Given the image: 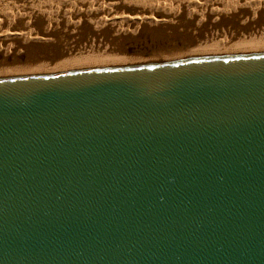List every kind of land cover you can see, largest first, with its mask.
Returning a JSON list of instances; mask_svg holds the SVG:
<instances>
[{
    "label": "water",
    "instance_id": "95a60500",
    "mask_svg": "<svg viewBox=\"0 0 264 264\" xmlns=\"http://www.w3.org/2000/svg\"><path fill=\"white\" fill-rule=\"evenodd\" d=\"M0 264H264V55L0 81Z\"/></svg>",
    "mask_w": 264,
    "mask_h": 264
},
{
    "label": "bare ground",
    "instance_id": "6f19581e",
    "mask_svg": "<svg viewBox=\"0 0 264 264\" xmlns=\"http://www.w3.org/2000/svg\"><path fill=\"white\" fill-rule=\"evenodd\" d=\"M0 8V81L264 54V0H70L54 7L0 0ZM35 16L64 25H37ZM77 23L91 32L58 34ZM24 27L36 35L28 38ZM50 44L60 46L43 51Z\"/></svg>",
    "mask_w": 264,
    "mask_h": 264
},
{
    "label": "rangeland",
    "instance_id": "374dc122",
    "mask_svg": "<svg viewBox=\"0 0 264 264\" xmlns=\"http://www.w3.org/2000/svg\"><path fill=\"white\" fill-rule=\"evenodd\" d=\"M49 1V2H48ZM57 1V2H56ZM61 1V2H60ZM67 0H39V5H41V6H45V7H49V6H55L56 4H59L60 6H63L64 4H66V3H68L69 1H67ZM198 0H192V2L193 3H196ZM47 3V4H44V3ZM263 3V2H262ZM35 4V2H31V6H33ZM50 4V5H49ZM48 5V6H47ZM188 6H186V8H187ZM196 7V6H195ZM201 7V6H200ZM1 9H2V11H3V8H0V11H1ZM115 17H117V19H121V17H118V16H115ZM13 18H14V20H17V18L16 17H14L13 16ZM35 20V22H34V20ZM33 19H31L30 21H33L35 24H37V25H40V24H42V23H46V24H48V23H50L51 21H52V24H54V23H56V24H61V26H63L64 25V23H61V20H57V21H53V19H52V17L51 16H48V17H42V18H39L38 16H35V17H33ZM55 24V25H56ZM24 25V24H23ZM82 25L80 24V23H77V25H76V27L75 28H81V29H79V30H75V28L73 29V28H68L67 30L68 31H65L64 33H58L59 35H61V36H65V33H67V34H70V36H76V35H78V34H89L91 31H89V30H87V31H83V30H86L87 29V26H85V27H81ZM24 29H26L25 27H24ZM27 30V29H26ZM28 32L25 34V35H27V37L28 38H31V37H34L35 35H36V33H35V31H29V30H27ZM83 31V32H82ZM150 31H152V29H149V30H147L146 32H150ZM79 32V33H78ZM29 34V35H28ZM56 33H50V36H54ZM57 34V35H58ZM138 34V33H137ZM32 35V36H31ZM136 35V34H135ZM148 35V33H146V34H144L143 35V37H145V36H147ZM138 35H136V37H137ZM113 37H115V36H113ZM120 37H124V35H122L121 34V36ZM131 37V36H130ZM257 38L258 39H255V40H259V36H257ZM67 39H64V40H61V42H64L63 43V49L66 51V50H68V47L71 45V43H69V42H67L66 41ZM253 41H255L254 39H252ZM155 41H157L158 42V39H156ZM216 41H218V40H216ZM236 41V43H238L240 40L238 39V41L237 40H235ZM235 41H233V43L235 42ZM244 41V40H243ZM245 41H250V40H247V39H245ZM221 42V41H220ZM235 43V44H236ZM116 44H121V42H117ZM114 45V44H113ZM112 45V47H114ZM58 46H60V45H52V44H50L48 47H43V51H53L54 50V47H58ZM68 46V47H67ZM122 46L123 47H127V48H123V49H129L128 47H130V46H127V45H123L122 44ZM112 52H115V51H113L112 49H110ZM143 50H144V48H143ZM117 51H119V48H118V50ZM98 52V51H97ZM115 54V53H114ZM113 55V54H112ZM259 55V54H258ZM262 55H264V54H262ZM179 57V56H178ZM187 61V60H186ZM193 61V60H192ZM181 62H185V61H181ZM107 63V62H106ZM172 63H174V62H172ZM176 63H178V61L176 62ZM110 64H113V63H109V64H107L106 66H111V67H114L113 65H110ZM166 64H169V63H166ZM88 65V67H90L89 65H91V64H87ZM121 64H118V65H115V66H119V67H121L120 66Z\"/></svg>",
    "mask_w": 264,
    "mask_h": 264
}]
</instances>
